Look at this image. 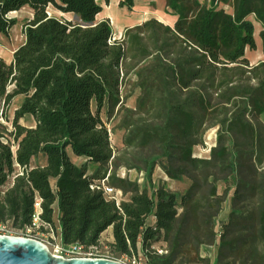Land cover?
Instances as JSON below:
<instances>
[{
	"label": "trees",
	"instance_id": "trees-1",
	"mask_svg": "<svg viewBox=\"0 0 264 264\" xmlns=\"http://www.w3.org/2000/svg\"><path fill=\"white\" fill-rule=\"evenodd\" d=\"M101 1L110 2L0 0V34L17 24L13 12H33L12 60L0 57V115L12 126L0 122V222L26 230L40 198L42 222L58 216L66 244L99 246L111 228L117 258L264 264V0H165L173 26L150 17L116 39L109 19H96ZM49 6L80 21L49 15ZM251 15L263 46L255 64L246 56L258 47ZM102 113L119 117L121 149ZM26 116L33 126L21 123ZM210 129L214 144L198 157ZM69 152L85 161L78 165ZM122 166L137 174L122 177ZM157 168L190 186L154 182ZM105 177L128 195L120 206L90 187ZM158 243L168 252L159 254ZM210 246L215 259L199 257Z\"/></svg>",
	"mask_w": 264,
	"mask_h": 264
},
{
	"label": "rangeland",
	"instance_id": "rangeland-1",
	"mask_svg": "<svg viewBox=\"0 0 264 264\" xmlns=\"http://www.w3.org/2000/svg\"><path fill=\"white\" fill-rule=\"evenodd\" d=\"M115 2V12L117 15H119L120 19H124L126 22L125 25L129 24H135L138 23L139 21H142L143 19L150 18V17H158L159 13H165L166 10V4L165 0H136L135 6L133 9L128 8L127 6H120L119 0H112V5ZM221 7H224L227 11L231 12L232 8L228 5L220 4ZM109 6V5H108ZM113 8V7H112ZM107 8L106 5H103V11L98 15V18L101 17V15H104L107 13V11L112 10ZM120 8V9H119ZM122 9V10H121ZM48 12L51 14L58 15L60 17L64 18H69L72 21L78 22L80 21L79 18L72 14V15H67L64 16L61 14V12H58L54 10L51 6L48 7ZM12 17H15L17 19V24H15L9 31L8 35L0 34V57L4 58L7 62H10L13 57L14 51L24 43L25 41V35H24V25L25 23L32 18L33 12L29 7H23L18 11H15L11 14ZM166 17L169 19H172L171 16L166 14ZM66 18V19H67ZM253 25H254V32H255V38H256V46L257 49L255 51L248 50L247 56L250 57L252 61H256L261 59V52H263V46H262V41L261 37L259 35V30L261 28V24L256 20L253 15L250 16ZM97 19V18H96ZM110 21V19H109ZM112 26L115 30V24L112 23ZM117 33V32H116ZM120 34L117 33L116 35L114 34L115 37H118ZM260 48V49H259ZM126 91V88H123V92ZM138 92L136 91L134 94H132L127 100H126V105L128 107H134L136 98H137ZM21 97L16 98L14 101V104L12 105V108L10 109V116H13V109L15 106L19 103ZM102 117L105 120V123L107 124V127L109 128L110 131V137H111V144L115 150L121 149L123 147V136H124V130L120 129L117 127V124L119 122V117H115L112 119H107L105 116V113H102ZM261 120L264 121V115L261 116ZM0 122L7 126L9 130L12 129L11 123L7 122L1 115H0ZM21 123L27 126H33L34 121L31 116H26L24 119H21ZM215 135H216V130L215 129H210L205 137V143L204 145L196 147L195 150V155L198 157H204L207 156L209 153L210 147L214 144L215 141ZM75 157L76 156L74 154ZM84 160H77V162L80 164ZM124 167L122 166L121 169H119L120 175ZM95 170V166L89 165V171L92 173ZM143 172V171H141ZM140 172V173H141ZM137 173L135 170L132 171L131 176H135ZM144 180V177H143ZM141 181V183L143 182ZM153 180L156 183L163 182L165 185H167L170 189L175 190V191H185L191 184L190 180L186 179L183 182H177V181H172L165 174L162 172L160 168H157L154 172L153 175ZM230 211V197L228 200L224 203V209L222 213L220 214L218 218V225L221 226L223 222L227 219L228 213ZM12 235L15 236H34L37 238H42L44 230L39 228L35 229L32 231H24V230H19V229H12ZM106 235H104V238L101 241V246H102V252L105 257L108 258H115V259H122L123 262L126 264L129 263V259L127 258H117L115 255L112 254L111 252V243L106 239ZM161 243H158L157 245H160ZM207 252H201V256L199 257H205L208 255L210 259L213 261L215 257L217 256V247L215 246H210L207 248ZM194 255V254H193ZM198 264H204L203 262H199Z\"/></svg>",
	"mask_w": 264,
	"mask_h": 264
},
{
	"label": "built area",
	"instance_id": "built-area-1",
	"mask_svg": "<svg viewBox=\"0 0 264 264\" xmlns=\"http://www.w3.org/2000/svg\"><path fill=\"white\" fill-rule=\"evenodd\" d=\"M122 0H119V2ZM49 13V12H48ZM51 13H49L50 15ZM121 37V36H120ZM120 37H113V39L120 38ZM132 169H126L124 168L121 172V176L125 177L127 175L132 174ZM144 173L141 172L138 174V181L141 182L143 180ZM7 185L3 187V193L7 189ZM92 189H98L101 190L104 194V196L108 200H114L116 202L117 206H120L122 201H125L128 197L127 194H125L121 189L116 188L112 185H109L107 182V177L100 179V180H94V182L90 186ZM41 214H42V208H41V199L37 198L35 205H34V214H33V222L32 226H29L24 231H32L35 229H43V235L42 238H37L34 236H22V237H28L33 238L42 241L45 243L52 254L63 257L67 259H73V258H107V259H114L123 262L122 259H115V258H108L103 255L102 252V246L100 239V245H84L81 243H70L66 244L63 242V236H62V226L61 223L57 218L55 219V222L53 225L51 223L42 222L41 220ZM13 228L8 223H2L0 222V235H12ZM15 236V235H13ZM156 251L159 254H165L168 252L166 244L158 245L155 247ZM125 263V262H124ZM130 264H144L142 259H132L129 260Z\"/></svg>",
	"mask_w": 264,
	"mask_h": 264
},
{
	"label": "water",
	"instance_id": "water-1",
	"mask_svg": "<svg viewBox=\"0 0 264 264\" xmlns=\"http://www.w3.org/2000/svg\"><path fill=\"white\" fill-rule=\"evenodd\" d=\"M0 264H126L107 258L58 257L40 240L0 235Z\"/></svg>",
	"mask_w": 264,
	"mask_h": 264
},
{
	"label": "crops",
	"instance_id": "crops-1",
	"mask_svg": "<svg viewBox=\"0 0 264 264\" xmlns=\"http://www.w3.org/2000/svg\"><path fill=\"white\" fill-rule=\"evenodd\" d=\"M101 2H102V5H106L107 8H109V9H111L112 7H113V8H112V10L107 11L106 14L101 15V17L98 18V15L100 14V13H99V14L97 15L96 18H97L98 21L103 20V19H110V23H111V25H112V23L115 24V30H114V28H113V30H114V34H115V35H116L117 33L120 34L118 37H120V36L123 35L124 30H125L127 27H130V26L136 25V24H138V23H141V22H143V21L149 19V18H146V19H143L142 21H139L138 23L125 25L127 21H125L124 19H120V18H119V15H117L116 12H115V7H117V5H115V2L113 3V5H112V0H110L109 4H106V3L103 2V1H101ZM108 5H109V6H108ZM119 9H120V8H119ZM121 10H122V9H121ZM61 14L64 15V16L72 15L71 13H62V12H61ZM166 14H167V13H166ZM166 14L163 13V18H159V17H155V18L159 19L160 21H162V22H164V23H166V24H169V25L173 26V25L175 24L176 20H177V17H176V16H173V15H170V14H167V15H169V16L172 17V19H169V18L166 17ZM63 18H64V17H63ZM66 18H67V17H66ZM67 19H68V20H71V19H69V18H67ZM112 27H113V26H112ZM260 30H261V28H260ZM260 30H259V35H260ZM116 32H117V33H116ZM259 49H260V48H259ZM248 50H249V49L246 50V56H247ZM260 53H261V59H263V52H261V50H260ZM247 57H248V56H247ZM248 59H249V61H251L252 64H255L256 62H258L259 60H261V59H259V60H256V61H252V60L250 59V57H248ZM69 155H70L71 159H72L74 162H76L78 165H81V164L85 161V159H84L83 157H75L74 154H73L72 152H69ZM77 160H84V161H83L82 163L79 164V163L77 162ZM44 162H45V159L42 158V163H44ZM104 235L107 236L106 239H107L108 241H110V242L112 241L111 228L107 229V230L102 234V236H101L102 239L104 238Z\"/></svg>",
	"mask_w": 264,
	"mask_h": 264
},
{
	"label": "bare ground",
	"instance_id": "bare-ground-1",
	"mask_svg": "<svg viewBox=\"0 0 264 264\" xmlns=\"http://www.w3.org/2000/svg\"><path fill=\"white\" fill-rule=\"evenodd\" d=\"M158 17H159V18H163V14H162V13H159V14H158Z\"/></svg>",
	"mask_w": 264,
	"mask_h": 264
}]
</instances>
